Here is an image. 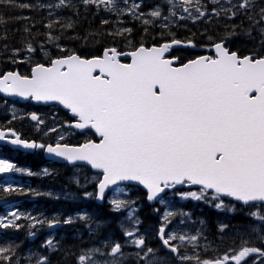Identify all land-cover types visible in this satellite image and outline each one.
Here are the masks:
<instances>
[{"label":"snow or ice","instance_id":"1","mask_svg":"<svg viewBox=\"0 0 264 264\" xmlns=\"http://www.w3.org/2000/svg\"><path fill=\"white\" fill-rule=\"evenodd\" d=\"M167 2L173 4V0ZM211 2L219 4L220 0ZM85 3L104 5L110 11L116 8L115 0H85ZM228 3L231 5V0ZM5 4L31 7L29 4H17V0H0V6ZM65 4L66 0H59L57 7ZM181 4L188 6L183 10L189 14L190 8L194 7L198 13L196 19L207 14L202 10L200 0H181ZM139 7L133 3L130 13L135 14ZM254 7L255 0H240L232 7L221 8L220 11L230 14L229 18H235L238 11H243L249 27L237 33L235 27L240 26H234L231 32L212 45L214 56H199L178 66L179 57L167 56L173 46L182 44L180 40L173 39L160 46L147 47L141 43L129 52L111 47L105 49L101 56L91 58L72 53L51 59L47 66L36 64L31 75L7 72L0 76V93L43 102L57 101L77 118L73 127L94 129L100 140H87L79 146L59 142L46 145L21 139L14 130L6 129L0 130V141L8 140L25 149H46L47 153L70 163L86 162L102 173V178L96 182L95 193V198L100 201L105 199L107 189L122 181L143 185L147 189L148 201L156 200L165 189L177 185H199V192L181 195L199 201L206 199L211 191L212 199L218 201L214 205L217 209L227 208L235 212L234 205H226L221 199L232 198L244 206L256 208L247 215L264 224V55L252 53L242 56L226 46L229 39L241 34L249 40H256L253 31L260 38L259 44L264 46V7L259 9V19L251 14ZM233 8L238 11H233ZM149 15L159 18L162 13L157 8ZM3 22V17H0V23ZM143 23L147 25L151 21L145 19ZM52 26L51 23L47 25L49 28ZM66 27L71 28L72 24ZM131 33L132 29L125 28L116 35ZM187 45L196 46L191 40ZM27 51L32 53L36 49L28 44ZM122 56L130 57L131 62H122ZM31 119L43 123L36 114H32ZM11 171L22 169L0 160V173ZM44 171L47 174V169ZM3 191L23 194V189L11 185ZM93 195L92 192L85 193L86 197ZM109 203L115 212L128 208V219H133L136 210L130 207L129 201L113 198ZM173 215L171 211L164 214L165 224L159 228V238L163 246L180 260L195 259L197 264H245L249 257L264 258V249L248 246V240L242 242L239 251L230 250L234 254L226 253L215 259L181 256L179 245L171 242L187 239L194 243L198 236L166 235L167 222ZM22 218L32 220V228L37 224L46 223L48 227H54L61 223L59 219L22 217L13 211L0 217V229L18 230L22 225L17 221ZM79 219L87 222L90 217L84 214ZM63 223L73 224L74 219L68 217ZM134 223L139 224L140 221L137 219ZM87 226L91 229V224ZM227 227L221 225L220 230ZM251 231L257 240L264 243V233L259 227H252ZM124 234L133 237L131 243L142 250V254L136 253L139 259L145 264H158L155 250L151 247L145 250L146 241L142 235L137 236L136 230L128 228H124ZM44 246L57 250L53 239H48ZM96 253H100V249L80 255L78 264H89L90 261L91 264H121L124 256L118 242L110 249L112 260L95 261L92 257ZM13 255L11 247H0V262L3 264H12ZM150 255L154 259H149ZM36 264H50V261L43 256ZM253 264H264V260L253 259Z\"/></svg>","mask_w":264,"mask_h":264},{"label":"rangeland","instance_id":"2","mask_svg":"<svg viewBox=\"0 0 264 264\" xmlns=\"http://www.w3.org/2000/svg\"><path fill=\"white\" fill-rule=\"evenodd\" d=\"M145 1L149 2L150 5L145 6ZM179 1L177 2L173 0V4H169L167 0H127V2H125V0H115L116 8L112 11L108 10V8H106L104 5L97 6L95 4L85 3V0H66V4L59 7H57L59 0H37L36 4L41 12L54 17V20L60 19L61 17H66L74 9H77V7L93 8L94 11L103 18V20L110 19L117 29L123 30L128 28L127 25L129 23L138 22L144 24L143 21L145 19L151 21L149 24L156 26H158V24H155L156 22L163 21V24L158 26L161 28L174 27L179 23L180 20H189V23L192 24H197L201 21H226L227 19H233L229 18L230 14H225L223 11H220V14L216 15V11H214V9L218 8L221 10V8H229L232 7V5H236L240 2V0H231L230 5L228 0H222V2L220 1L219 5L213 8L211 0H200V6L207 14L202 18L196 19L198 15L186 14L182 10V4ZM133 3L140 5L135 14H132L129 11ZM261 7H264V0H255V7L251 10V14L253 16L259 17L258 13ZM157 8L162 13L161 17H151L149 15L150 12L156 10ZM191 9L195 10L194 7H191ZM233 11L238 10L233 8ZM141 13H143L142 16L140 15ZM173 13H175V15H173ZM238 16L245 15L243 11H238V15L236 17ZM164 17L168 18L165 19ZM181 17H183V19ZM100 21L103 22L101 18ZM255 33L256 32L253 31V35L258 38V35ZM127 37L129 48H134V40L130 38V35H127ZM234 38L235 37L229 39L227 43H232ZM116 39L118 41L123 40L120 38V35H117ZM129 41L131 43H129ZM212 44L213 43H200L199 45H196V50L193 52H208L211 50ZM2 45L3 44L0 42V59L2 57L1 51L3 53L6 50L2 47ZM32 47L35 48L34 45H32ZM35 49L36 51L32 53H29L27 48L26 50L13 49L12 54H9L11 56L14 54V56H16L14 59H16L18 62H21L22 60L25 62L24 64H33L38 61L40 57L52 58V56L63 54L69 48L60 42H55L54 39H50L48 37L44 43H41ZM53 110L55 109H50V113ZM0 118L2 124L9 125L14 122L13 124L19 130H22L24 126L23 118H28V113H26L24 117V111L22 109H19L12 104H0ZM49 119V124H47L48 121L43 120V123L34 125L35 129H33V132L40 133V138L42 140L48 138L50 143L53 132H58V134L55 136V140L57 142L64 140L66 138L64 135L67 131H70L69 128L62 127L61 124H56V121L53 120L51 116ZM27 122L29 123V120ZM29 135L35 137L32 134ZM60 137H63V139H60ZM37 152L41 153V150ZM38 156H40V154ZM32 163L35 164L37 162L33 159ZM45 169H47V174L44 176L54 178L57 185L62 183V186H60V188H56L54 185H52L53 180H51V183H48V186L43 189V193H39V195L34 194L29 197L27 205L28 209H20L17 210V212L22 214V217L31 216L40 220L59 219L61 224L63 223L64 219L72 217L74 219V223L70 224L71 226L69 224H65L66 226L62 230H51L46 223L37 224L35 228H32L30 225L33 223V221L22 218L21 220L24 221L21 224L22 227L18 230L14 229L13 235L7 237L0 230V242L5 238H9L14 243L12 250L14 251L15 255L12 256V264H16L17 261L18 264H36L37 260L43 256H47L51 264L52 260L50 255H54L58 250L62 249L64 246V240L66 238H70L71 235V239L78 241V247L80 249L78 255L76 256V264H78V257L80 255L86 254L95 248L100 249V253H103V255L96 253L92 257L93 260L100 262L112 260L113 257L109 255V252L113 244L117 242L122 245V252L124 253L121 264H145V261L140 260L138 257L136 258V253L141 252L142 254V250L136 248L135 245L131 243L133 237H127L124 234V228L134 229L136 230L137 236L142 235L145 238V250L150 246L155 250V258L158 259V264H169L170 262V264H197L195 259L180 260L179 257H174L173 253L163 246L162 241L159 238V228L160 223H162L161 226H164L165 221L163 220V217L164 214L169 211L173 212L174 215L169 217V222H167V226L165 228L166 235L176 234L185 235L186 237L193 235L198 236V240L194 243L189 242L187 239L184 242L179 240L172 241L174 245H179V248L184 250V252L180 254L181 256L198 255L200 259L203 260L222 257L226 253L231 255L234 254V252H231L230 250L239 251L243 246L242 242L244 240L249 241L248 246H255L264 249V243H261L259 240H257L256 234L251 231L252 227H259L261 232L264 233V224H260L258 221H255L253 218H250L247 215V213L250 211L257 210L256 208L248 207L247 209H244L223 199L226 205H234L236 211L231 212L227 208L220 210L214 206L216 203H218V201L213 200L212 195L208 194L206 199L197 201L190 197L184 198L181 195L182 193L188 192H178L176 189L172 188V193L170 196H167L162 200L163 203H161V205H159L156 209L149 207L151 213L156 219L146 220V222L144 221L145 213H141L146 206L144 203L146 202L145 192L142 188L137 186L122 185L111 192L109 197H105V205H100L105 216L99 217V212L95 210V193L97 192L96 182L100 179V175L90 174L85 176L84 174L83 176L78 177L72 176L69 177L71 179L66 178L64 182V175L60 174V167L48 166ZM29 173L32 174L29 175ZM1 174H4V176L0 181V189H4L8 187V184L10 183V180L13 179V176L12 172ZM27 174L28 176H32L33 171H28ZM8 175H10L11 179L7 178ZM77 179L79 180V183L76 182ZM31 184L32 181L25 183V185H28L26 188L34 190L39 188L38 184H35L34 186ZM86 192H92L94 195L92 197H86ZM113 198H120L130 202V207L136 210L133 213L132 220L128 219V208L122 209L119 213L111 210L109 201ZM8 199L9 198H6V200ZM203 204L205 206L201 209ZM38 210H40L41 215H38ZM13 211H15V208L14 206L10 205L4 210V214H0V217L6 216ZM84 214H87L90 217L89 221L86 222L79 219V216ZM110 214L117 216L116 220H114ZM121 214H125L126 216H121ZM239 214H244L249 221L244 223L246 230L244 232H238V236L243 234L242 239L236 241L237 239H233L231 236L236 235L241 226L233 223L232 218ZM137 219L140 221L139 224L134 223V221ZM211 221L213 223H211ZM88 224L93 225V228L89 229L87 226ZM97 225H99V227ZM121 225H123V227H121ZM221 225H228V227L221 231ZM89 230L97 233H91ZM30 233L39 234V237L32 241L30 238ZM153 233L156 234L155 237L158 238L159 243L153 239ZM22 234L27 236L26 242H22ZM230 238L239 243L235 245L232 244ZM48 239H53L58 244L56 251L44 246ZM57 239H60L61 241L59 240L58 242ZM150 256L149 259H154L152 255ZM167 257L168 260H166ZM253 259L264 260V258L258 256L249 257L247 258L245 264H253ZM0 264H3V262H0ZM89 264H91V261Z\"/></svg>","mask_w":264,"mask_h":264},{"label":"trees","instance_id":"3","mask_svg":"<svg viewBox=\"0 0 264 264\" xmlns=\"http://www.w3.org/2000/svg\"><path fill=\"white\" fill-rule=\"evenodd\" d=\"M36 2L37 0H17V4H29L31 5L30 8L8 6L7 4L0 6V17H3L4 21L0 23V42L3 44L2 47L6 49L3 53L1 51L0 75L14 69L22 70L23 68H27L28 64H24L25 62L22 60L18 62L14 59L16 57L14 54L12 56L9 54H12L13 49L26 50L28 44H32L36 48L50 36L58 37V39H54L55 42H60L69 48L63 54L74 51L88 58L102 55L107 48L118 47L124 51L123 47H129L127 34L120 36L123 40L118 41L116 39V33L121 30L117 29L110 19H105L107 23H104L105 20L101 22L100 18H103L93 8L77 7V9H74L66 17L54 20V17L41 12ZM254 17L259 19L257 16ZM50 23L53 25L52 28L47 27ZM69 23L72 24L71 28L66 27ZM237 25L240 26L235 27L237 33H240L242 28L247 29L249 27V21L246 16H238L233 19H227L226 21H204L197 24L180 23L172 28H161L156 25H145L138 22L129 23L127 27L132 29L130 38L134 40L133 46H138L141 43L149 46L157 45L165 41H172L173 39L183 42L191 40L197 44H214L220 41L226 33L231 32L234 26ZM25 29H28V31H25ZM259 39L258 36L256 40H249L241 34L235 36L232 43L228 46L231 50L237 51L242 56L252 53L264 54V46L259 44ZM179 52H184L183 59L198 55L197 52L189 50ZM41 61L42 59L40 57L36 63ZM65 172L68 173L69 171L66 170ZM66 173L65 176L68 175ZM50 180H53L52 185L56 188L62 186V183L57 185L54 178H50ZM44 183L48 184L47 182ZM24 193L25 190H23V194L19 197L22 198L25 196ZM1 196L4 198L7 197L6 194ZM95 210L99 212V217L105 216L100 205L96 204ZM141 213H145L144 221L156 219L148 205L145 206ZM110 216L114 220L117 218L114 214H110ZM232 219L233 223L241 226L237 234L231 236L233 239H237L236 241H239L242 239L243 234L238 236V232H244L246 230L244 223L249 220L244 214L236 215ZM211 223L213 222L211 221ZM232 238H230L232 244L239 243ZM13 245V241L9 238H5L0 242V247H11L13 249ZM79 250L77 240H73L71 237L69 239L66 238L63 248L53 255L51 264H76V256Z\"/></svg>","mask_w":264,"mask_h":264},{"label":"flooded vegetation","instance_id":"4","mask_svg":"<svg viewBox=\"0 0 264 264\" xmlns=\"http://www.w3.org/2000/svg\"><path fill=\"white\" fill-rule=\"evenodd\" d=\"M216 5V4H215ZM215 5H213V7H215ZM183 8L185 7V5H182ZM192 14L194 13L193 11H190ZM19 105H21V103H17V107L19 108ZM28 106L31 108V114H38V115H44V116H49L52 115L53 120H55L57 123H61V125L63 127H68L70 124V128H71V122L74 120L71 117H69V115L67 113H65L63 110H57V108L54 107H45V106H38L35 105L33 103L28 104ZM50 109H55L50 113ZM31 118V116H30ZM7 127L9 128H14V124H10ZM31 131H33V127H31L30 129ZM23 136L27 137L28 135L24 132L22 133ZM96 139L95 136L93 137V135L91 133H85L84 135L78 134L77 132L73 131V133L71 135L68 136L67 140H64L63 142L66 143H72V144H83L85 143L87 140H93ZM56 140H55V135L53 138H51V144H56ZM60 143H63L61 141H59ZM29 155V154H28ZM24 156V155H23ZM31 157L36 156V155H29ZM19 157L18 151L10 149L8 147H3L2 149H0V160H4L7 162H12L14 160H16ZM37 163H40V161H38ZM42 163L43 165L47 166H58L60 167L61 165L56 164V163H52L49 162L45 159H42ZM61 171V169H60ZM89 171V170H88ZM87 171V169H84L81 174L82 175H87L89 174V172ZM1 174V173H0Z\"/></svg>","mask_w":264,"mask_h":264},{"label":"water","instance_id":"5","mask_svg":"<svg viewBox=\"0 0 264 264\" xmlns=\"http://www.w3.org/2000/svg\"><path fill=\"white\" fill-rule=\"evenodd\" d=\"M181 42H182V41H181ZM188 47H191V46H188L186 43L182 42L181 45L173 46L172 49L188 48ZM172 49H171V50H172ZM171 50H170L169 53H167V55H169V54L171 53ZM214 52H215V51H214ZM122 57H124V56H122ZM18 72H19V71H18ZM5 74H6V73H5ZM2 76H3V75H2ZM0 95L3 96V97H5V98H7V99H11V100H20V101H22V102H29V101L33 100L34 103H36V104H38V105H52V104H57V105L63 107V109H65V110H67V111H70V110L66 109L62 104H60V103L57 102V101H49V102L36 101V100H34V99L30 98V97H29V98H24V97H20V96H10V95H7L6 93H0ZM71 116L74 117L72 113H71ZM75 118H76V117H75ZM34 122H37V121H34ZM72 125H74V124H72ZM72 128L75 129V127H73V126H72ZM77 130H79V131H81V132H84V131H86L87 129H84V130L77 129ZM93 130H94V129H93ZM94 131H95V130H94ZM98 137H99V136H98ZM99 138H100V137H99ZM0 143L9 144V145L11 146V148H12V149H15V150H23V151L25 150V151H31V152L35 151V149H25V148H23L22 146H19V145H13V144H11L10 142H8V140L0 141ZM45 153H46V157H47L48 159H50V160H54V161H58V162H60V163H61V162H65V163H69V164L72 165V166L77 165V164H85V165H88L86 162H82V161H78V162H76V163H70V162L64 160V159L61 158V157H56V156L53 155V154H49V153H47V151H46ZM88 166H90V165H88ZM90 167H91V166H90ZM95 170H96V169H95ZM96 171L100 172L99 170H96ZM121 184L143 186V185H141V184H139L138 182H135V181H122V182L118 183L117 185L112 186L111 188L107 189L106 192H105V197H106V196L108 195V193H109L110 191H112L116 186L121 185ZM178 186H182V185H178ZM192 186H198V187H200L199 185H192ZM143 187H144V186H143ZM165 191H166V189H165ZM165 191H164L163 193H161L160 196H161L162 194H164ZM209 192H211V191H209ZM160 196H159V197H160ZM159 197H157V199H158ZM224 198H227V197H224ZM157 199L154 200V201H148V202L154 204V203L157 201ZM230 199H232V198H230ZM232 200H233V199H232ZM97 201H98V203H103V202H104V200H103V201L97 200ZM234 201H235V200H234ZM236 202H237V201H236ZM238 203H241V202H238ZM1 204H3V203H0V205H1ZM54 227H56V226H54ZM54 227H53V228H54Z\"/></svg>","mask_w":264,"mask_h":264},{"label":"bare ground","instance_id":"6","mask_svg":"<svg viewBox=\"0 0 264 264\" xmlns=\"http://www.w3.org/2000/svg\"><path fill=\"white\" fill-rule=\"evenodd\" d=\"M97 8V7H96ZM98 9V8H97ZM104 11V10H103ZM112 11V10H111ZM117 13V12H116ZM106 14V13H105ZM109 14V13H108ZM115 14V13H114ZM126 15V14H125ZM99 16V15H98ZM117 16V15H116ZM124 16V15H123ZM128 16V15H127ZM104 18H106V17H104ZM116 18V17H115ZM125 18V17H124ZM131 18V17H130ZM134 19V18H133ZM103 20V19H102ZM128 20V19H127ZM106 21V20H105ZM112 23V22H111ZM120 23V22H119ZM125 25V24H124ZM131 25V24H130ZM159 36V35H158ZM162 37H164V36H162ZM159 38H161V37H159ZM125 211V210H124ZM120 212V211H119ZM118 212V213H119ZM117 213V212H116ZM125 215V214H124ZM124 215H122L121 214V216H124ZM126 216V215H125ZM126 218V217H125ZM123 219V218H122ZM76 224V223H75ZM79 225H81V224H79ZM71 226V225H70ZM82 227H84V226H82ZM73 228V227H72ZM88 228V227H87ZM73 230V229H72ZM76 230H78V229H76ZM75 230V231H76ZM80 231V230H79ZM67 233V232H66ZM149 233V232H148ZM80 234V233H79ZM66 235V234H65ZM72 236V235H71ZM70 236V237H71ZM75 237V236H74ZM58 240V239H57ZM60 240V239H59ZM59 240H58V242H59ZM61 241V240H60ZM62 244V243H61ZM58 245V244H57ZM151 247V246H150ZM156 249V248H155ZM159 250V249H158ZM138 251H140V250H138ZM126 252V251H125ZM132 252H134V251H132ZM129 255H130V253H129ZM162 255V254H161ZM126 256H127V254H126ZM135 257V256H134ZM151 257V256H150ZM163 257V256H162ZM136 258H137V256H136ZM164 258V257H163ZM163 258H162V260H163ZM141 260V259H140ZM166 260H168V257L166 258ZM164 261V260H163ZM122 262V261H121ZM139 263V262H138ZM159 263H162V262H159ZM167 263V262H166ZM171 263V262H170ZM169 263V264H170ZM123 264V263H122ZM165 264V263H164Z\"/></svg>","mask_w":264,"mask_h":264}]
</instances>
